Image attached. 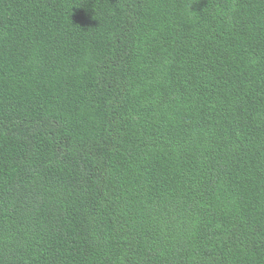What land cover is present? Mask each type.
<instances>
[{
  "label": "trees",
  "instance_id": "1",
  "mask_svg": "<svg viewBox=\"0 0 264 264\" xmlns=\"http://www.w3.org/2000/svg\"><path fill=\"white\" fill-rule=\"evenodd\" d=\"M0 264H264V0H0Z\"/></svg>",
  "mask_w": 264,
  "mask_h": 264
}]
</instances>
